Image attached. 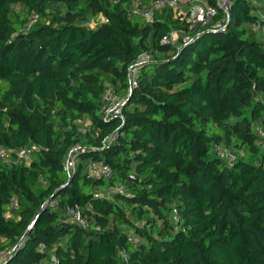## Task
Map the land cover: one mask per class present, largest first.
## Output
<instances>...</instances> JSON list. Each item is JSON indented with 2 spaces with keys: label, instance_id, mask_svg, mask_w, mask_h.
Returning <instances> with one entry per match:
<instances>
[{
  "label": "trees",
  "instance_id": "trees-1",
  "mask_svg": "<svg viewBox=\"0 0 264 264\" xmlns=\"http://www.w3.org/2000/svg\"><path fill=\"white\" fill-rule=\"evenodd\" d=\"M261 2L233 0L226 31L183 21L190 40L163 42L179 24L169 7L148 21L136 0H0V146H36L29 164L0 161V251L14 247L0 264H264ZM110 85L127 101L105 119ZM82 115L92 130L71 170ZM100 159L111 176L88 177ZM112 185L126 191L102 193Z\"/></svg>",
  "mask_w": 264,
  "mask_h": 264
},
{
  "label": "built area",
  "instance_id": "built-area-1",
  "mask_svg": "<svg viewBox=\"0 0 264 264\" xmlns=\"http://www.w3.org/2000/svg\"><path fill=\"white\" fill-rule=\"evenodd\" d=\"M233 0H216V3H210L208 0H191L189 4V9L184 13L187 23L190 28H202L208 27L215 30L226 31L228 28V23L231 18V7ZM261 7L256 9V14L258 15L257 22L255 23V28L260 29L262 21L264 20V0L261 2ZM183 0H150L148 6H137L136 10L141 12L148 21H153L155 18L161 14L165 7H169L173 12H182L184 8ZM181 14V13H180ZM182 42H187L190 40V35L185 29L174 28L171 30L168 36L163 39V42H178L179 39ZM262 39L264 41V32L262 34ZM150 54L146 53L144 58H149ZM139 67L133 66L131 68V86L136 87L138 85L137 74ZM104 103L100 107V113L105 118L108 119L110 116L122 115L123 105L127 101V96L123 93L117 91L112 85L108 86L103 94ZM93 121L89 115H82L75 117L69 121L68 127L75 128L77 133L82 137V140L72 144L69 148L68 157L65 161V165L68 169L74 170L79 163L80 153L84 150L82 142L89 138V133L92 130ZM259 133L264 142V127L259 128ZM117 134H113L110 139H114ZM36 148L35 145H27L20 148L15 156L10 155L9 151L0 146V161L9 163H21L25 162L29 164L32 160V151ZM227 154L228 157L234 158L231 153ZM112 174V169L109 164H107L103 159L90 161L87 166V176L88 177H109ZM126 188L124 185H112L105 188L102 193L106 196H113L117 192H124ZM46 206L51 208H58L59 201L57 199H48L45 203ZM20 208L19 196L17 194L13 195L8 208L3 212L5 218H15L16 211ZM177 212V210H175ZM66 213L71 216V219L78 222L83 226H88V220L83 215L81 209L75 206H68ZM130 240L133 238L130 237ZM138 240V239H134ZM23 241H20L16 248H18ZM14 247L8 248L0 251V260L5 257L8 253L13 251ZM41 249H45V245H41ZM126 255V252L123 251ZM52 261L57 263V258L52 256Z\"/></svg>",
  "mask_w": 264,
  "mask_h": 264
},
{
  "label": "rangeland",
  "instance_id": "rangeland-1",
  "mask_svg": "<svg viewBox=\"0 0 264 264\" xmlns=\"http://www.w3.org/2000/svg\"><path fill=\"white\" fill-rule=\"evenodd\" d=\"M142 1L143 0H136L137 4H139L138 6H142L143 5ZM141 3H142V5H141ZM188 9H189V4L187 3V5L184 6V8L182 9V12H180L181 14L179 12H174L175 17L177 18V20L179 22V24L175 28L180 29L181 28V22L186 21V19H184L185 18L184 13H186L188 11ZM102 19H103L102 16L92 17L88 21L87 25L90 26V27H95L98 24V22L102 21ZM92 133L94 135H97V133H95L94 131ZM33 145H35V144H32V147H33ZM35 149L36 148L33 149L32 153H34Z\"/></svg>",
  "mask_w": 264,
  "mask_h": 264
},
{
  "label": "crops",
  "instance_id": "crops-1",
  "mask_svg": "<svg viewBox=\"0 0 264 264\" xmlns=\"http://www.w3.org/2000/svg\"><path fill=\"white\" fill-rule=\"evenodd\" d=\"M191 0H183V2H184V5L186 6L187 5V3H189ZM145 6V5H144Z\"/></svg>",
  "mask_w": 264,
  "mask_h": 264
}]
</instances>
